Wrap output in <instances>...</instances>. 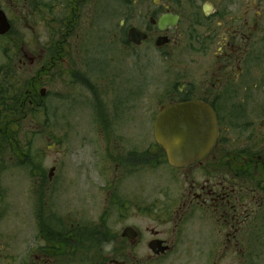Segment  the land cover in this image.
Wrapping results in <instances>:
<instances>
[{"label":"flooded vegetation","instance_id":"obj_1","mask_svg":"<svg viewBox=\"0 0 264 264\" xmlns=\"http://www.w3.org/2000/svg\"><path fill=\"white\" fill-rule=\"evenodd\" d=\"M8 1L14 11L20 9L26 17L34 9L27 0ZM67 1L65 23L53 19V24L64 26L62 39L50 43L39 58L32 50L21 49L19 68L23 81L37 78L34 81L38 84L51 67L65 59L72 43L80 52L81 14L89 0ZM206 2L209 9L203 4L201 16L195 13L192 27L185 31L181 28V13L164 1L155 0L153 10L146 13V25L129 26L120 47L124 53L139 49L140 54L134 59L141 61L153 53L169 60L186 39L191 48L199 45V72L195 74L189 65L182 69L187 74H182L169 91L170 102L148 116L155 127L163 106L202 101L217 116L218 138L214 147L201 161L187 167L173 166L166 152L159 154L152 146L145 155L136 149L115 153L116 140L121 139L110 129L109 102L107 106L101 89L90 87L92 82L83 70L88 64L80 62L70 74L87 86V95L92 99L88 101L84 94L82 99L90 104L94 122L109 144L105 159L109 171L103 188L105 206H117L120 213H104L96 218L47 213V200L42 208L41 198L44 191L49 195L50 186H46L43 176L31 171V176L38 178L34 189L38 230L25 240L24 257H12L9 264H164L170 257L174 261L169 264H264V55L255 53V45L264 34V12L256 0H246L243 8L233 6L232 1L221 2L222 6ZM175 13L179 16L177 24L160 28V20ZM133 27L145 35L141 43L130 39ZM73 34L76 38H72ZM145 50L147 54L143 53ZM48 57V66L44 62L34 70L38 60ZM42 89H37L41 96L38 101L44 105L47 90L42 94ZM130 95L132 98L139 94ZM36 100H31L30 105L40 104ZM136 107L128 104L131 111ZM54 149L60 153L57 146ZM23 154L27 165H36L29 151ZM162 156L166 165L175 170V182L173 187H162V197L143 212L138 210L136 201L128 203L127 196L121 193L122 174L136 171L143 164L155 167ZM55 163L54 172L59 159ZM53 176L49 173V180ZM179 255L181 258L175 263V256Z\"/></svg>","mask_w":264,"mask_h":264},{"label":"rangeland","instance_id":"obj_2","mask_svg":"<svg viewBox=\"0 0 264 264\" xmlns=\"http://www.w3.org/2000/svg\"><path fill=\"white\" fill-rule=\"evenodd\" d=\"M160 1L181 13V28L185 31L192 27V19L197 17L195 13L201 16V8L208 3L206 1L220 6L221 2L232 1V5L238 8L246 5V0ZM256 1L264 12V0ZM27 2L29 7L32 5L35 8L26 17L20 9L14 11L8 0H0V8L7 12L13 27L9 36L0 35V82L12 67L21 65L19 60L23 58L22 48L32 50L39 58L41 51L50 43L62 39L61 35L65 31L64 26L53 24V19L60 21L64 13L68 14V10L65 11L67 0ZM154 2L89 0L86 3L89 10L84 5L81 14L83 25L79 28L80 52L77 53V47L72 43L68 47V54L63 56L65 59L51 67L49 73L38 81V90H47L43 97L44 105L28 113L27 119L18 127L22 145L31 151V160L36 165L23 163L9 148H5V143L0 145V264H9L12 257L23 258L27 251L25 240L28 241L38 230L34 218V189L38 178L31 176V171H34L32 174L36 172L38 176H43L46 186H50L49 195L44 191L41 198L42 203L47 200L44 205L47 213L82 214L94 218L104 213H120L117 206H105L107 201L103 188L107 185L106 174L109 171L105 165L106 146L109 144L94 122L90 104L87 105L82 99L84 94L90 101L87 86L79 82L81 80L78 76L72 77L70 74L73 71L71 69L79 66L80 62L88 64L83 70L92 82L90 87L101 89L107 106L109 102L112 118L110 129L121 139L116 140L118 149H114V152L136 149L146 154L152 146L159 154H163L148 115L157 107L159 109L161 105L170 102L169 91L173 90L182 74H187L181 72L182 69H187L189 65L195 74L199 72L202 51L198 44L191 48L186 39L172 52L169 60H165L161 54L153 53L140 61L134 59L140 54L139 49L123 52L120 40L126 35L127 28L146 25L149 20L146 13L153 10ZM202 21H205L203 17ZM72 38H76L75 34ZM143 53L148 52L145 50ZM255 53L264 55V34L255 45ZM48 61L49 57L41 62L38 60L34 70L44 62L48 66ZM169 62L172 64L168 65ZM135 93L139 94L138 97L133 95L130 98V94ZM128 104L137 107L131 111ZM53 145L59 148L60 153ZM58 159L53 179L49 180L50 170ZM166 163L162 156L158 163L155 162V167L143 164L136 171L126 170L122 174L119 188L127 196L128 203L136 201L138 210L144 212L162 197V187H173L175 170ZM35 167L36 171L33 169ZM84 198L88 200L83 202ZM180 258L181 255L175 256V263ZM173 261L170 257L164 264Z\"/></svg>","mask_w":264,"mask_h":264},{"label":"water","instance_id":"obj_3","mask_svg":"<svg viewBox=\"0 0 264 264\" xmlns=\"http://www.w3.org/2000/svg\"><path fill=\"white\" fill-rule=\"evenodd\" d=\"M209 3L204 7L208 10ZM179 16H164L160 28L170 23L176 25ZM12 29L7 12L0 8V35ZM145 35L137 28L130 31V39L141 43ZM46 89L41 90L45 94ZM155 137L166 152L169 162L176 167H187L201 161L214 147L218 138V120L215 111L199 100L174 102L163 106L157 116ZM54 148L56 147L53 145ZM52 168L50 175L54 173Z\"/></svg>","mask_w":264,"mask_h":264},{"label":"trees","instance_id":"obj_4","mask_svg":"<svg viewBox=\"0 0 264 264\" xmlns=\"http://www.w3.org/2000/svg\"><path fill=\"white\" fill-rule=\"evenodd\" d=\"M60 21L62 24L65 23V13ZM11 33L12 29L5 36H9ZM2 68L4 69V67ZM12 68L10 73H7V76L0 82V145L5 143V148H9L19 160L26 163L27 160L23 153L26 151L31 153V151L22 145L18 127L27 119L28 113L38 110L43 105L38 101L41 96L34 81L38 79H31L25 82L20 78V68L16 66ZM1 70L0 68V72ZM31 100H36L40 104L33 107L30 105ZM164 154L166 155V153ZM28 155L32 157L31 154ZM32 162L34 163L33 160ZM41 205L43 206L44 202H41Z\"/></svg>","mask_w":264,"mask_h":264}]
</instances>
